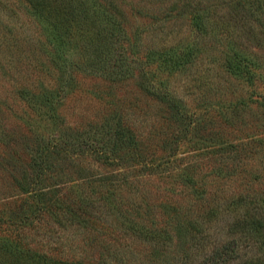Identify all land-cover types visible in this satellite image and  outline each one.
<instances>
[{
  "label": "trees",
  "instance_id": "obj_1",
  "mask_svg": "<svg viewBox=\"0 0 264 264\" xmlns=\"http://www.w3.org/2000/svg\"><path fill=\"white\" fill-rule=\"evenodd\" d=\"M229 4L240 7L239 0ZM247 4L253 7H248L244 17L239 15L241 10L232 7L230 12L216 21L219 28L216 33L221 34L224 46L221 47V57L216 59L219 63L213 74L226 82L229 88L225 97H220L222 87L215 88L219 94L216 99H212L210 92L213 89L209 82L212 68L209 64L213 63L209 62L203 69L205 82L196 85L197 97L208 96L205 100L209 104L217 101L215 108H218L220 115H216L214 110L208 111L207 123L215 121L213 119L217 117L218 125L231 123L239 115L238 111L247 109L250 102H256L264 108V57L261 55L264 50V0H246ZM20 5L35 25L34 39L38 49L28 74V78L33 81L26 83V79L20 91L22 95H30L33 105L27 104L29 108L36 106L37 110L44 109V114L55 119L51 121L55 129L48 133L43 128L41 133L35 134L36 144L32 143L25 149V154H29L28 166L31 171L28 177L19 176L16 181L20 193H25V198L19 201H25L26 204L20 210L0 215V264H133L131 245L134 242L145 240L158 250L165 245L160 244L165 239H171L174 233L180 234L181 223L188 224L192 230L193 225L200 221L199 213L194 217H190L191 213H183L184 222L177 221L179 223L175 227L160 229L157 227L160 220L155 218L156 211L152 210L164 209L177 201L160 194L152 197L146 188L135 189L128 197H123L114 191L117 184L111 179L113 176H100L97 179L83 176L85 172L82 168L79 174L83 177L64 180L58 182L59 185L50 184L47 180L52 179L48 176V171L52 173L54 167L51 160L59 155L60 158H72L70 154L73 156L81 151L80 142H75L81 136L76 134L74 138H69L73 135L71 131H66L71 127H62L61 121L57 120L64 118L61 111L63 102L77 87L75 73L99 68L103 76L101 78L112 84L115 80L125 78L129 71L131 73V66L136 67L143 76L139 83L141 89L165 103L173 113L178 109V102L172 93L162 88L159 81L157 85L154 83V75L148 68L156 66L159 69L162 66L164 71H174L193 66L199 58L195 43L188 41L181 45L177 43L157 48L146 46L139 54L138 44L132 42L128 45L127 56L118 54L117 59L114 57L113 39L122 31L118 5H100L95 0H0L1 28L5 27L3 20H6L1 14L17 17ZM196 11L191 14L189 24L195 25V35H215L212 19ZM40 59L47 65L43 77L39 76L38 68L43 65ZM83 62L87 65H82ZM108 63L111 64V70L107 69ZM1 69L0 77H3L6 70ZM230 81L235 84L237 81L242 91L234 94L235 90L230 89ZM243 92L246 95L241 97ZM204 119L202 117L201 121ZM262 121L253 120L250 129L244 131L245 137L233 134L234 129L226 133L219 130L214 136L203 137L204 149L211 155L223 157L224 161H236L238 165L249 160L253 154L259 153L260 159L264 156V118ZM199 122L200 119H197V123L186 125L187 133L198 134L206 124L205 120L201 125H198ZM102 126L109 132V120L105 119ZM131 128L126 125L115 127L120 135L129 132L125 142L118 137L121 144L133 145L135 137L131 136ZM115 131L112 129L110 134ZM76 133L79 132L76 130ZM178 142L177 139L176 145ZM87 144V151H90L91 143ZM137 154L130 151L122 161L137 158ZM175 157L174 151L164 159H144L139 163L140 170L150 175L166 170L170 160ZM114 161L104 157V163L112 165ZM230 167L226 176L235 174L233 163ZM188 169L189 166L183 168L182 177L184 183L192 188L191 195L194 196L189 211H205L208 207L206 217L211 213L214 216L211 218L214 219V231L218 228V233H226L220 235L217 243L208 245L200 257L182 264H264V191L259 186L255 191L249 190L254 189L249 181L244 184L248 187L244 186L230 195L221 192L223 189L208 190L206 184L199 185L189 175ZM218 171L222 173L220 168ZM126 184L121 182L118 188ZM84 187H89L90 191ZM127 189L131 191L133 188L127 184ZM39 229H43L42 236L34 241V234ZM126 237L132 240L128 245L124 240ZM27 238L29 240L25 241ZM185 253L187 255V249Z\"/></svg>",
  "mask_w": 264,
  "mask_h": 264
},
{
  "label": "rangeland",
  "instance_id": "obj_2",
  "mask_svg": "<svg viewBox=\"0 0 264 264\" xmlns=\"http://www.w3.org/2000/svg\"><path fill=\"white\" fill-rule=\"evenodd\" d=\"M95 1L100 5H118L121 11L119 19L122 20V31L113 39L115 58L118 59V54L127 56L128 45L132 42L138 44L137 49L139 54H142L141 51L145 50L146 46L157 48L177 43L181 45L190 41L195 43L198 51V63L174 71H164L162 66L159 69L156 66H149L148 71L154 75V83L156 82L157 85L159 81L162 88L172 93L178 102V109L173 113L165 103L141 89L139 83L142 82L143 76L136 67L131 66L129 68L131 73L129 71L125 78L115 80L112 84L101 78L103 76L99 68L93 71L80 70L75 73L77 87L63 102L61 111L64 118L57 120L61 121L62 127H71L66 131L67 133L71 131L73 135L69 138H74L76 134L81 136V139L75 141L80 142L81 151L73 156L70 154L69 157L72 158H63V156L60 158L59 155L55 157V160H51L54 167L52 173L48 171V176L52 179L47 181L50 184L59 185L64 180L77 177L89 176L97 179L100 176H113L111 179L117 184L114 191L123 197H128L135 189L141 188H146L145 190L150 192L152 197L157 194L164 195L171 198V201L177 202L174 205L169 204L164 209L152 210L156 211L155 218L160 220L157 226L160 229L175 227L177 223L184 222L183 213H191L190 217L197 216L199 213L198 220H203L202 222L197 221V225H193L192 230L188 224L181 223L180 234L174 233L171 239H165L163 243H160L165 245L160 246L158 250L153 249L145 240L136 241L134 245H131V263L133 264L188 263L187 261L200 257L208 245L217 243L220 235L224 236L226 232L218 233V228L214 231V219H211L214 216L211 213L206 217L208 207L205 211L199 209L189 211V205L194 196L191 195L192 188L184 183L183 168L189 166L187 170L189 175L199 185L206 184L205 188L208 190L223 189L221 192L230 195L240 191L246 186L245 182L249 181L254 187L249 190L255 191L259 186L264 191V156L258 159L260 154H253L254 156L249 160L238 165L236 161H230V159L224 161L221 156L211 155L204 149V142L201 140L203 137L214 136L219 130L226 133L233 129V134L245 137L244 131L249 128L253 120L260 119L263 123L264 108L256 102H250L247 109L238 111L239 115L231 123L218 125L219 117L207 123L208 111L214 110L216 115L219 114L218 108H215L217 101H211L212 104H209L205 100L209 97L206 95V98L197 97L196 90L198 83L205 82L203 69L210 62L213 63L209 64L212 68L211 80H207L212 84L210 85L213 89L210 92L212 99H216L219 93L222 94L220 97L226 96L229 85L213 74L219 63L217 60L221 57V47L224 46L221 34L216 33L219 30L216 21H219L220 16L230 12L232 7L241 10L239 15L244 17L243 14L248 12V7L253 6L246 5V0H239L240 7L230 6L229 3L233 0ZM16 4L13 6L17 7ZM19 9L20 13L17 17L8 13L1 14L6 20H3L5 27H0V69L2 67L6 71L5 75L0 77V215L10 214L25 206V201H19L25 198V193H20L16 181L19 176L28 177L31 171L28 166L29 154H25V149L32 143L36 144L35 134L41 133L43 128L48 133L54 132L53 129H55L54 124L51 123L55 119L44 114V109L37 110L36 106L29 108L27 104L33 105L30 95H22L20 91L21 84H24L26 79H28L26 83L33 81L28 78V74L38 49L34 39L35 25L22 5ZM14 11L17 12V9ZM195 11L201 15L207 14L208 19H212L211 25L215 35H195L197 33L195 25H189L191 14ZM261 52L260 54L264 57V50ZM40 61L43 65L38 68L39 76L43 77L46 74L47 65L42 59ZM82 65L87 64L83 62ZM107 67L111 70V64L108 63ZM197 77L201 79H195ZM230 82L232 87L230 89L235 90L234 94L236 91H238L237 94L242 91L238 88L237 81L236 84ZM217 87H222L219 93L214 90ZM245 89L246 86L244 92H246ZM244 92L241 97L246 95ZM202 117L205 118L206 124L200 132L194 135L191 134L193 132L187 133L186 125L197 123V119H200L198 125H201L204 121H201ZM105 119L111 124L109 132L104 126L101 127ZM120 125L132 127L131 136L135 137L133 145L121 144L118 141L119 137L125 142L129 133L118 134L115 127ZM57 129L61 131L60 127ZM112 129L115 131L114 134H110ZM76 130L79 133H76ZM177 139L179 142L176 145ZM87 143H91L90 151H87ZM130 151L137 152L139 155L137 154V158H126L122 161ZM174 151L176 157L170 160L166 170L151 175L140 170L139 163L142 160L159 157L164 159ZM104 157L114 159V164L104 163ZM231 163L235 166V174L230 176L229 173L226 176L228 169H231ZM82 168L85 172L83 176L79 174ZM218 168L222 173L225 172L223 176ZM121 182L130 184L133 189L128 191L127 184L118 188ZM81 189L78 188V190ZM84 189L90 191L89 187ZM151 195L149 194L150 197ZM1 228L5 227L1 226ZM42 230L39 229L38 233L34 234V241L42 236ZM19 235L22 236L20 233ZM28 240L27 238L25 241ZM124 240L127 245L132 241L128 237ZM186 249L187 255L184 254Z\"/></svg>",
  "mask_w": 264,
  "mask_h": 264
}]
</instances>
